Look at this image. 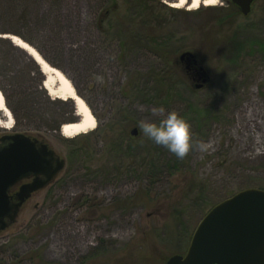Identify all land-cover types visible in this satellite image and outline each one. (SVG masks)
Here are the masks:
<instances>
[{
    "label": "rangeland",
    "instance_id": "1",
    "mask_svg": "<svg viewBox=\"0 0 264 264\" xmlns=\"http://www.w3.org/2000/svg\"><path fill=\"white\" fill-rule=\"evenodd\" d=\"M161 1L174 10L160 8L153 41L132 36L122 0H0V90L13 121L0 137L38 136L65 161L51 188L0 232V264H166L185 254L215 204L264 190V46L247 40L264 42V0L245 16L231 0L196 9ZM209 7L223 10L202 11ZM4 35L68 79L93 130L60 133L59 124L78 118L74 102L49 96L39 65ZM186 51L208 77L200 89L180 60ZM158 104L184 115L207 150L194 146L181 159L145 137L138 122L159 120ZM87 191L103 202L91 208L95 217L78 207ZM71 204L78 210L66 213Z\"/></svg>",
    "mask_w": 264,
    "mask_h": 264
},
{
    "label": "water",
    "instance_id": "2",
    "mask_svg": "<svg viewBox=\"0 0 264 264\" xmlns=\"http://www.w3.org/2000/svg\"><path fill=\"white\" fill-rule=\"evenodd\" d=\"M253 1L231 0L244 16ZM189 56L193 54L183 52L180 60ZM4 140L8 142L0 146V231L14 223L18 213L19 203H10L7 189L30 174L35 178L29 190L43 187L64 167L63 161L51 166L54 150L45 143L37 146L26 134L0 138ZM166 264H264V190L242 189L215 204L199 221L185 254L171 256Z\"/></svg>",
    "mask_w": 264,
    "mask_h": 264
},
{
    "label": "bare ground",
    "instance_id": "3",
    "mask_svg": "<svg viewBox=\"0 0 264 264\" xmlns=\"http://www.w3.org/2000/svg\"><path fill=\"white\" fill-rule=\"evenodd\" d=\"M216 1L177 0L176 2H171L170 5L180 7L187 2L191 9H196L200 5H215ZM4 36L9 38L15 46L27 52L37 65H39L41 72L45 76L42 86L49 96L60 100L71 99L74 102L78 118L76 121L64 123L60 128V133L65 137H75L76 135L93 130L96 125V120L84 100L76 94L68 79L60 71L50 66L31 45L19 37L13 35ZM2 119H5V121ZM12 122L11 112L5 103L3 93L0 91V126L11 128ZM257 147L259 146L257 145Z\"/></svg>",
    "mask_w": 264,
    "mask_h": 264
},
{
    "label": "flooded vegetation",
    "instance_id": "4",
    "mask_svg": "<svg viewBox=\"0 0 264 264\" xmlns=\"http://www.w3.org/2000/svg\"><path fill=\"white\" fill-rule=\"evenodd\" d=\"M186 52H188V51H186ZM194 59L196 60V62L194 61ZM181 62L184 64L185 69L187 71V74L191 78V81L196 82L194 84V87L196 89L202 88L203 85L208 80V77H207V75H206V73L204 71V68L201 65L198 64V61L194 57V55L192 57L189 56V58L184 57V59L181 60ZM197 86H199V87L197 88ZM60 125L61 124H59V127H60ZM132 132H133V129L131 131V135H136L137 134V130L136 129H135V133L134 134ZM7 135H11V134H5V135H2L1 137L7 136ZM29 137L31 139H34V140L37 141V143H36L37 146H40V145L45 143L48 146V148L51 149V147L48 145V143L43 141L42 138H40L38 136H29ZM7 142H8V140H4L3 142L0 141V146H3L5 144H7ZM59 161H63L65 163L64 159L61 158L59 155H57L55 153L54 157L51 159V166L55 167L59 163ZM62 170L63 169L58 171L52 177V179L48 181V184H45L43 187H39V188H36V189H30L29 190V186L32 185V183L34 182V178H35L34 175L30 174V175L24 177L23 179L17 181L15 184H13L12 186H10L7 189V195L9 197L10 203H13V204L19 203L18 213H17L16 219H17L19 213H21V211L26 207V205L28 203L31 202L32 199H34L36 197L40 198L41 197L40 193L44 189L51 188L52 184L56 181L57 177L62 172ZM38 177L40 179H44L43 175H39ZM46 192H45L44 195H46ZM87 192H88V194L85 193V194H83V195H81L79 197L78 207H80V209L90 210V211H88L89 212V216L95 217L97 215V212H96L97 210L96 209H91V208H93L96 204H97V206L101 207L100 205H103V202L95 201L96 198L94 196H92V197L89 196V194H92V193H89V191H87ZM20 196H21V198H20ZM43 197H45V196H43ZM78 207H76L75 204H71L70 208L67 209L66 213H68V211L71 210V209L74 210V212H75L76 208L78 210ZM114 209L115 208H110V210H114ZM15 222H16V220H15ZM10 226L11 225H9L8 228ZM99 246L100 245H95V246H93V248H97ZM73 247H78V246H73Z\"/></svg>",
    "mask_w": 264,
    "mask_h": 264
},
{
    "label": "clouds",
    "instance_id": "5",
    "mask_svg": "<svg viewBox=\"0 0 264 264\" xmlns=\"http://www.w3.org/2000/svg\"><path fill=\"white\" fill-rule=\"evenodd\" d=\"M151 111L161 116L159 120L141 119L138 122L143 135L157 145H162L175 154L184 158L194 146L201 151L207 150L208 143L195 140L191 123L175 109H168L162 104L153 105Z\"/></svg>",
    "mask_w": 264,
    "mask_h": 264
},
{
    "label": "trees",
    "instance_id": "6",
    "mask_svg": "<svg viewBox=\"0 0 264 264\" xmlns=\"http://www.w3.org/2000/svg\"><path fill=\"white\" fill-rule=\"evenodd\" d=\"M117 0H111V2L113 3V5L116 7ZM124 1V3L126 2L127 4H129L130 9L132 8V11L129 15H126V20H130L132 21V25H130V27H128V29L130 31H132V36L136 35L138 37H140L141 39L147 40V38L152 39L153 41L155 40V38H157L158 35V31H160L159 29L161 28L160 26H162V20L160 19V8H168L170 10H174L173 7H169L167 4H165L163 1L161 0H122ZM107 10V9H106ZM223 10L221 7H212V8H206L202 11H221ZM201 12V10L197 11L196 13ZM108 11L107 14L104 15V12L101 13V19L103 21V16L108 15ZM150 20H154L153 25L149 24ZM235 33L231 35L232 38H235L237 36ZM248 40V45L250 47L253 48L254 47H263L264 46V42H260L259 40L256 39H247ZM246 41V40H245ZM207 44V43H206ZM233 45L236 46V49H243L246 45V43L238 41L237 43L233 42ZM210 49H214V46L212 45V43L209 45ZM237 51V50H236Z\"/></svg>",
    "mask_w": 264,
    "mask_h": 264
}]
</instances>
